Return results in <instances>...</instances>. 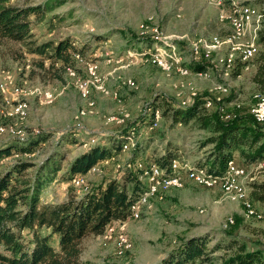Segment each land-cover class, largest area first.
<instances>
[{
    "label": "rangeland",
    "instance_id": "1",
    "mask_svg": "<svg viewBox=\"0 0 264 264\" xmlns=\"http://www.w3.org/2000/svg\"><path fill=\"white\" fill-rule=\"evenodd\" d=\"M11 2L50 8L42 17L29 16L30 37L0 38V142L39 131L49 135L32 152L3 157L2 168L17 159L41 163L58 150L62 168L44 187L41 202L62 201L72 192L85 193L104 178L122 180L125 168L137 166L144 193L156 164L149 160L161 155L167 146L177 151L173 159L177 164L171 169L182 175L181 183L159 184L136 214L124 222H111L102 234H87L82 239L80 264H152L184 238L197 234L208 235L209 251L192 264H222L235 251V246L229 245L231 239L264 251V201L260 204L262 199L251 194L252 182L264 177V167L235 159L246 167L240 179L248 190L246 200L223 183L195 181L190 168L210 154L213 144L204 140L211 132L195 119L173 121L174 109L199 95L208 100L205 106L210 108L202 105L201 112L219 109L227 120L253 115L262 95L252 75L262 47L258 32L263 27L264 0ZM234 2L252 5L254 12L247 17L238 39L230 43L226 39L233 32ZM148 35L156 43L147 46L143 38ZM216 36L221 42H216ZM65 37L79 48L71 49L68 62L50 56L49 51L33 49ZM248 50H253V55L246 60ZM194 54L208 59L202 70L193 69V62H199ZM239 60L249 62L235 74ZM80 85H86L87 97L80 92ZM20 101L27 103L25 115L17 111ZM153 105L158 108L154 121ZM123 130L130 133L120 152L104 158L86 174L76 175L79 184L74 178L66 179L75 155ZM68 138H76V142ZM249 202L253 211L247 207ZM119 234L128 238L121 251L116 240Z\"/></svg>",
    "mask_w": 264,
    "mask_h": 264
},
{
    "label": "trees",
    "instance_id": "2",
    "mask_svg": "<svg viewBox=\"0 0 264 264\" xmlns=\"http://www.w3.org/2000/svg\"><path fill=\"white\" fill-rule=\"evenodd\" d=\"M47 9L41 4L17 5L11 0H0V38L24 40L30 37L29 16L36 14L42 17ZM262 24L258 32V45L262 47L255 59L256 70L252 79L263 93L264 20ZM143 39H146L147 46L156 43L149 35ZM33 49L41 53L49 51L50 56L68 62L71 49L79 48L70 37H65L56 42H42ZM204 64L193 62L192 67L194 70H202ZM247 64L248 61L239 60L233 73L240 74ZM207 102L199 95L192 102L181 104L173 111L175 123H188L195 119L201 127L211 132L204 143H212L213 148L205 161L198 160L193 164V171L206 169L214 175H222L232 159L244 165L264 160V122L257 121L252 114L227 120L219 109L201 112L200 108ZM156 108L153 105V121ZM204 108L210 109L207 106ZM129 133V130H123L89 144L69 162L66 179L86 174L104 158L120 152ZM47 135L39 131L27 137L13 136L0 142V162L3 157L15 152H32ZM68 139L76 142V138ZM57 151L41 163L31 159H17L5 164L3 168L0 165V264H80L82 239L87 234H102L111 222H124L132 215L131 206L144 186L138 166L136 169L125 168L126 174L122 180L110 176L92 184L83 194L72 192L62 201L41 202L44 187L62 168V156ZM175 155L177 151L167 146L161 155L152 157L149 162L154 161L160 169L171 172L170 162L175 159ZM33 167L35 170L31 174L30 169ZM251 194L254 198L262 199L260 202L264 201V177L252 182ZM250 199L254 202V199ZM208 239V235L204 234L184 238L161 261L152 264H192L205 257L209 251ZM229 245L235 246V251L222 264H264L262 249H249L245 242L236 239L229 240Z\"/></svg>",
    "mask_w": 264,
    "mask_h": 264
},
{
    "label": "bare ground",
    "instance_id": "3",
    "mask_svg": "<svg viewBox=\"0 0 264 264\" xmlns=\"http://www.w3.org/2000/svg\"><path fill=\"white\" fill-rule=\"evenodd\" d=\"M236 4L237 3L234 2L235 8L233 10V16L231 18L233 32L226 39L230 43L238 39L240 34L244 31L245 21L247 17H249L254 12L252 5L249 4L236 5ZM237 18H238V22H237ZM214 39L218 43L221 42L222 40V38L219 36H216ZM253 50H248L245 57L252 56ZM80 92L84 97H87L86 85H80ZM45 96L50 97V94L48 92H45ZM26 107H27V103L25 101L22 102L20 101V103L17 106L18 113H20L21 115H25ZM255 107H264V92L262 93ZM255 107L253 109V114H255ZM173 165L176 164H171L170 166ZM190 169L195 181L201 183H208V184L217 183V182L223 183L227 187H229V189L233 191L239 199L241 200L247 199L248 196L247 187L243 185V183L240 181V179L245 175L246 168L236 166L234 160L229 161L228 168L225 171V173L222 175H214L212 173L207 172L205 169H199L196 171H193V168ZM232 170H233V175H228L231 173ZM152 172L154 174H151V182L149 184L148 190L145 191L144 193H140L131 206L132 215L136 214L139 211L142 204H144L147 201L150 194H153L154 192L157 191V187L159 184L165 186L178 185L181 183V179L183 178L182 175L179 172H177L176 168H174L171 172H167L166 170L160 169L157 165H154L153 170H151V173ZM156 180H158L160 183L156 184ZM73 182H75L76 184L80 183V181L75 178ZM247 207L251 209V211H253L252 202H249L247 204ZM261 211H264V202H263V209H261ZM116 240L119 251H121L123 247H126L128 245V238L124 234H119Z\"/></svg>",
    "mask_w": 264,
    "mask_h": 264
},
{
    "label": "built area",
    "instance_id": "4",
    "mask_svg": "<svg viewBox=\"0 0 264 264\" xmlns=\"http://www.w3.org/2000/svg\"><path fill=\"white\" fill-rule=\"evenodd\" d=\"M237 22H238V18H237ZM194 57L197 61L199 62H204L205 60H208V59H202V58H196V54H194ZM156 59H158L157 56H155ZM247 60L250 59V57H245ZM233 61V59L231 60ZM249 62V61H248ZM226 88V87H225ZM182 103H187L186 101L185 102H182ZM254 118L259 121V122H264V107H255V114H253ZM105 161H108V159H105ZM264 162V161H263ZM139 163H143V162H139ZM148 163V162H147ZM146 163V164H147ZM170 164H177V161H173L171 160ZM228 175H233V170L231 171L230 174ZM140 177H141V174H140ZM160 183L158 180H156V184ZM114 228V227H112Z\"/></svg>",
    "mask_w": 264,
    "mask_h": 264
},
{
    "label": "crops",
    "instance_id": "5",
    "mask_svg": "<svg viewBox=\"0 0 264 264\" xmlns=\"http://www.w3.org/2000/svg\"><path fill=\"white\" fill-rule=\"evenodd\" d=\"M256 5H257V4H256ZM258 5H260V4H258ZM250 26H251V25H250ZM232 160H234L236 166L245 167V166L239 164L235 159H232ZM263 161H264V160L259 161V162H258V165H261L262 167H264V162H263ZM245 168H246V167H245ZM146 185H147V184H146ZM146 187H147V186H146ZM260 204H261V202H260Z\"/></svg>",
    "mask_w": 264,
    "mask_h": 264
}]
</instances>
